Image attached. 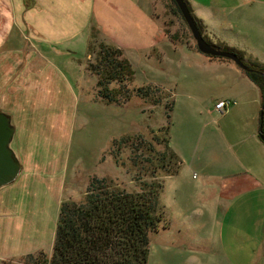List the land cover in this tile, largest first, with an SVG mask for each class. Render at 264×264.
Listing matches in <instances>:
<instances>
[{
	"label": "rangeland",
	"instance_id": "1",
	"mask_svg": "<svg viewBox=\"0 0 264 264\" xmlns=\"http://www.w3.org/2000/svg\"><path fill=\"white\" fill-rule=\"evenodd\" d=\"M116 1L123 3L119 4L122 8L114 6L111 14L112 0H90L89 4L83 1L92 13L86 25V45H78L76 39L69 52H54L51 46H46L45 59H35L31 64L32 68H38L49 59L67 86L70 95L67 102L71 98L75 100L64 164L63 200L82 201L93 177L104 178L132 194L139 192L144 184L160 182V221L156 231L147 233L146 264H264V221L257 197L253 204H236L229 217L223 216V203L209 199L198 173L202 167L231 176L226 173L231 163L230 153L221 134L229 123L217 120L214 113L208 114L215 100L222 97V91L229 89L231 76L223 71L219 74L183 46L180 48L178 43H191L193 47L195 43L170 0H147L151 9L146 0ZM237 1L211 0L210 4L221 20L228 21L233 18L226 14V7ZM128 9L142 23L143 14L149 15V23L155 28L154 40L152 27L145 28L146 21L142 24L135 19L131 29L134 40L128 41L126 27L115 15L116 12L127 14ZM74 20L82 21V18L76 14ZM146 34L155 47L153 52H132L148 44ZM165 36L168 39L173 36L169 41L178 45L169 52L161 51L168 43ZM100 43L113 48H117L116 44L130 67L132 82L125 83V87L131 96L124 104H106L97 96V77L89 72L87 65L97 62ZM262 54L254 45V52L248 55L261 59ZM219 76L228 79L220 80ZM119 86L112 82L109 88L116 90ZM147 86L158 90L147 98L133 96L135 89ZM67 90L62 93L68 100ZM164 128L168 129V150L159 133ZM125 137L129 138L126 144L118 149L112 147L113 140ZM166 152H172L176 158L167 163L166 155L164 162L161 161ZM217 157L222 163H214L212 168V160ZM216 165L220 166L216 169ZM240 171L238 167L234 169L235 173ZM193 173L199 176L192 177ZM166 176L174 177L167 180ZM50 253L51 250L43 251L42 256L49 258ZM42 256H37L38 262ZM21 258L5 264H26Z\"/></svg>",
	"mask_w": 264,
	"mask_h": 264
},
{
	"label": "crops",
	"instance_id": "2",
	"mask_svg": "<svg viewBox=\"0 0 264 264\" xmlns=\"http://www.w3.org/2000/svg\"><path fill=\"white\" fill-rule=\"evenodd\" d=\"M83 1L89 4L90 0H0V113L9 118L12 126L9 148L20 168L12 183L0 187V264L40 251L49 252L52 247L59 205L65 197L64 164L75 100L71 98L67 102L70 99L67 86L49 59L38 68H32L31 64L35 59H45L46 46H51L54 52H69L76 39L78 45H86V25L92 13ZM185 1L200 21L202 36L208 44L219 50L242 52L246 59L264 64V0H238L232 7H226V14L233 18L228 21L220 19L211 0ZM119 4L123 3L112 0L109 14L114 12V6L122 8ZM146 5L150 8L147 0ZM76 14L82 21L75 22ZM115 15L125 25L128 41L133 42V21L141 20L129 9L127 14L116 12ZM148 16L144 13L146 24L141 23L145 28L152 27L154 40L155 28ZM45 18L47 21L43 22ZM146 36L148 44L132 52H153L150 35ZM165 37L168 46H162V52L181 45L180 48L183 46L219 74L223 71L231 76L230 79L219 76L220 80L228 79L230 87L214 102L230 104L222 112L214 107L208 111L217 120L229 123L221 134L230 153L231 163L226 173L231 176L202 167L198 173L209 199L223 203V216L229 217L236 204H253L257 197L264 221V143L258 138L264 98L259 88L232 61L205 55L202 58L191 43L176 46ZM254 45L263 52L261 59L248 55L254 52ZM64 89L68 100L63 96ZM212 161V168L214 163H222L218 157ZM237 167L241 173L234 172ZM199 175L193 173L192 177Z\"/></svg>",
	"mask_w": 264,
	"mask_h": 264
},
{
	"label": "trees",
	"instance_id": "3",
	"mask_svg": "<svg viewBox=\"0 0 264 264\" xmlns=\"http://www.w3.org/2000/svg\"><path fill=\"white\" fill-rule=\"evenodd\" d=\"M170 1L174 11L183 20L174 1ZM183 1L202 35L200 21L194 17L186 1ZM169 39L173 40V36H169ZM98 48L97 62L87 65L89 72L97 77V96L106 104H124L131 96L125 87V83L132 82L130 67L118 49L105 43H100ZM222 51L236 55L246 67L245 75L259 88L264 98V64L246 59L242 52L229 49ZM112 82L119 83V88H109ZM156 90V87L150 86L137 88L133 96L151 97ZM263 111L259 131L264 139ZM167 132V128L159 130L166 150L169 149ZM128 141V137L113 140L112 147L118 149ZM166 155L169 159L167 163L174 160L175 155L166 152L161 156V161ZM160 189V182H152L144 184L139 192L132 194L113 186L104 178L93 177L85 189L82 201L64 200L60 203L50 257L45 258L43 252H38L37 256H42L39 262V258L33 254L21 259L26 264H146L147 233L156 231L160 221Z\"/></svg>",
	"mask_w": 264,
	"mask_h": 264
},
{
	"label": "water",
	"instance_id": "4",
	"mask_svg": "<svg viewBox=\"0 0 264 264\" xmlns=\"http://www.w3.org/2000/svg\"><path fill=\"white\" fill-rule=\"evenodd\" d=\"M173 1L177 6L187 28L189 29L196 49L199 53L205 56L230 60L241 69H246L244 64L233 53L216 49L208 44L198 31L185 2L183 0ZM263 110L264 99L261 105L260 117ZM12 135L13 129L10 125L9 118L3 113H0V187L12 183L18 175L20 169L13 152L9 148V143L12 139ZM258 138L264 143V139L262 138L260 131L258 132Z\"/></svg>",
	"mask_w": 264,
	"mask_h": 264
},
{
	"label": "built area",
	"instance_id": "5",
	"mask_svg": "<svg viewBox=\"0 0 264 264\" xmlns=\"http://www.w3.org/2000/svg\"><path fill=\"white\" fill-rule=\"evenodd\" d=\"M229 104V101H218L214 104V109L218 112H222Z\"/></svg>",
	"mask_w": 264,
	"mask_h": 264
}]
</instances>
